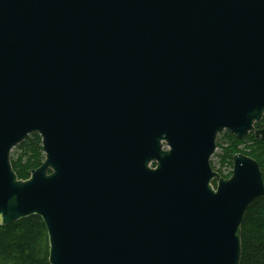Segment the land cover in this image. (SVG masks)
<instances>
[{
    "label": "water",
    "instance_id": "obj_1",
    "mask_svg": "<svg viewBox=\"0 0 264 264\" xmlns=\"http://www.w3.org/2000/svg\"><path fill=\"white\" fill-rule=\"evenodd\" d=\"M263 115L264 0H0V225L39 216L49 264H240L262 171L211 159Z\"/></svg>",
    "mask_w": 264,
    "mask_h": 264
},
{
    "label": "trees",
    "instance_id": "obj_2",
    "mask_svg": "<svg viewBox=\"0 0 264 264\" xmlns=\"http://www.w3.org/2000/svg\"><path fill=\"white\" fill-rule=\"evenodd\" d=\"M262 125L264 115L261 122L255 124L256 127ZM217 147L221 149L218 155L220 166L212 167L220 175L230 176L234 154L243 153L259 163L264 179V140L253 133L238 139L224 131L218 136ZM43 160L41 137L37 133L30 134L11 152L12 167L19 179L28 178L31 170L39 167ZM225 165L230 167L227 174L221 169ZM241 249L240 264H264V195L253 200L246 211L241 225ZM48 255V235L39 216L0 225V264H49Z\"/></svg>",
    "mask_w": 264,
    "mask_h": 264
},
{
    "label": "rangeland",
    "instance_id": "obj_3",
    "mask_svg": "<svg viewBox=\"0 0 264 264\" xmlns=\"http://www.w3.org/2000/svg\"><path fill=\"white\" fill-rule=\"evenodd\" d=\"M222 134V133H221ZM243 147V145H241V148ZM15 148V147H14ZM13 148V149H14ZM14 152V151H13ZM221 153V149L220 148H217L215 154L212 156V159H211V163L213 166L215 167H219L220 164H219V154ZM223 173L224 174H227V172L230 170V167L228 165H225L223 168H221ZM232 169V168H231Z\"/></svg>",
    "mask_w": 264,
    "mask_h": 264
},
{
    "label": "flooded vegetation",
    "instance_id": "obj_4",
    "mask_svg": "<svg viewBox=\"0 0 264 264\" xmlns=\"http://www.w3.org/2000/svg\"><path fill=\"white\" fill-rule=\"evenodd\" d=\"M221 176H222V175H221ZM223 177H224V176H223ZM228 177H229V176H228ZM228 177H224V178H228ZM214 182L216 183V181H214ZM214 182H213V183H214Z\"/></svg>",
    "mask_w": 264,
    "mask_h": 264
}]
</instances>
